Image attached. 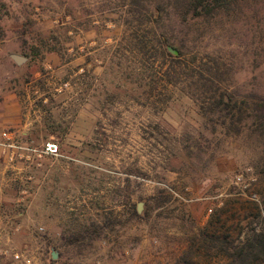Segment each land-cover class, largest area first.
Segmentation results:
<instances>
[{
    "label": "rangeland",
    "instance_id": "rangeland-1",
    "mask_svg": "<svg viewBox=\"0 0 264 264\" xmlns=\"http://www.w3.org/2000/svg\"><path fill=\"white\" fill-rule=\"evenodd\" d=\"M154 2L142 0L139 24L132 0H0V131L12 141L0 146V264H181L215 207L235 238L264 214V129L208 121L178 84L152 102L131 75L127 35L150 34ZM232 5L174 25L186 58L217 59L224 89L249 101L264 94V0ZM46 140L56 153L39 152ZM126 196L139 217L66 242L103 214L121 219Z\"/></svg>",
    "mask_w": 264,
    "mask_h": 264
},
{
    "label": "trees",
    "instance_id": "trees-1",
    "mask_svg": "<svg viewBox=\"0 0 264 264\" xmlns=\"http://www.w3.org/2000/svg\"><path fill=\"white\" fill-rule=\"evenodd\" d=\"M132 2L134 8L131 10L138 13L140 24L143 15L140 14L138 6H143L142 0ZM232 2L234 0H155L149 24L158 26L157 23H162L163 28L150 27V34H147L146 31L141 32L139 26L134 27L127 35V49L135 51L138 65L133 69H140L131 75H134L138 85L143 84L148 88V94L155 89V94L165 95L170 86L178 84L180 89L196 102L198 111L208 121L217 122L218 125L238 133L248 116L256 121L259 129H264V94L253 91L246 95L249 101L238 100L231 91L224 89L222 74L225 70L222 63L207 54L199 58H186L188 33L181 29V26L176 29L174 25V22L185 25L189 20L208 19L214 16L219 8H225V11L231 9ZM21 23V31L25 33L27 22L23 20ZM167 46H171L176 52H169ZM155 94L151 98L152 102L160 99L158 96L154 98ZM125 203L124 211L120 214L121 219L116 218L115 214L111 218H108V214H103L100 222L90 221L79 231L68 234L66 242L74 241L81 246L100 233L111 232L114 225L139 217L128 196ZM224 211V206L211 210L204 224L190 237L187 248L179 257L181 264H199L192 259L198 249L205 257L225 258L226 261L221 264H264V214L254 213L255 218L246 232L235 238L225 227Z\"/></svg>",
    "mask_w": 264,
    "mask_h": 264
},
{
    "label": "built area",
    "instance_id": "built-area-1",
    "mask_svg": "<svg viewBox=\"0 0 264 264\" xmlns=\"http://www.w3.org/2000/svg\"><path fill=\"white\" fill-rule=\"evenodd\" d=\"M9 137L10 135L7 131H0V139L4 140V141H0V146L11 145L12 141L10 142L7 141V140H10ZM0 149H3V148H0ZM56 151H57V143L52 140H46L43 143H41V147L39 150V152L43 154H54L56 153ZM14 256L15 258H18V255L15 253H14Z\"/></svg>",
    "mask_w": 264,
    "mask_h": 264
},
{
    "label": "water",
    "instance_id": "water-1",
    "mask_svg": "<svg viewBox=\"0 0 264 264\" xmlns=\"http://www.w3.org/2000/svg\"><path fill=\"white\" fill-rule=\"evenodd\" d=\"M166 49L171 52V53H175L176 50L174 48H172L171 46H167ZM10 57L12 58V60L16 63V64H20L25 60V57L22 55H19L18 53H10ZM142 206V202L138 201L137 204L135 205V211L138 213L141 209ZM51 257H56V253L55 251H51Z\"/></svg>",
    "mask_w": 264,
    "mask_h": 264
},
{
    "label": "crops",
    "instance_id": "crops-1",
    "mask_svg": "<svg viewBox=\"0 0 264 264\" xmlns=\"http://www.w3.org/2000/svg\"><path fill=\"white\" fill-rule=\"evenodd\" d=\"M17 117V116H16Z\"/></svg>",
    "mask_w": 264,
    "mask_h": 264
}]
</instances>
